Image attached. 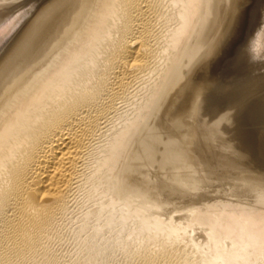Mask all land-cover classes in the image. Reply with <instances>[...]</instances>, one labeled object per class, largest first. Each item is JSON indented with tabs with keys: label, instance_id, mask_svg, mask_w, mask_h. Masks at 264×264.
Listing matches in <instances>:
<instances>
[{
	"label": "bare ground",
	"instance_id": "obj_1",
	"mask_svg": "<svg viewBox=\"0 0 264 264\" xmlns=\"http://www.w3.org/2000/svg\"><path fill=\"white\" fill-rule=\"evenodd\" d=\"M201 3L202 0H86L81 16L1 92L0 264L35 257L45 234L69 207L75 190L101 168L105 169L101 181L109 183L108 191L120 200L142 202L147 197L142 186L150 188L151 200L160 199L159 186H150V179L140 174L141 153L150 163L158 158L142 152L140 129L176 62ZM142 85H146L147 92L139 97L141 100L138 98V103L135 97ZM125 99L135 101L131 102L136 106L132 117L126 109L119 113V103ZM113 115L121 119L120 128L109 134L106 145L101 141L97 145ZM136 125L140 128L133 137L131 130L135 132ZM126 126L130 129L123 131ZM96 149L100 155L95 160ZM91 159L95 160L92 170L88 166ZM160 160L163 167L173 164ZM182 168L189 170L179 169ZM239 183H244L238 182L242 190L256 189L254 203L246 198L248 202L240 200L233 205L210 204L191 216L207 233V264H264V192L252 181L247 187ZM159 218L144 215L137 220L135 232L144 231L154 237L151 248H165L157 257L148 252L142 264H170L168 256L183 234L184 229L174 222L157 223Z\"/></svg>",
	"mask_w": 264,
	"mask_h": 264
},
{
	"label": "water",
	"instance_id": "obj_2",
	"mask_svg": "<svg viewBox=\"0 0 264 264\" xmlns=\"http://www.w3.org/2000/svg\"><path fill=\"white\" fill-rule=\"evenodd\" d=\"M86 0H0V94ZM140 129L142 152L264 192V0H202ZM45 33L33 47L31 36Z\"/></svg>",
	"mask_w": 264,
	"mask_h": 264
},
{
	"label": "rangeland",
	"instance_id": "obj_3",
	"mask_svg": "<svg viewBox=\"0 0 264 264\" xmlns=\"http://www.w3.org/2000/svg\"><path fill=\"white\" fill-rule=\"evenodd\" d=\"M146 85H142V87L144 86V88H138V93L135 97L136 99L134 98L135 100H137L139 97L141 98V96L145 94V92H147V87H145ZM139 99L137 100L138 103L141 100ZM132 101L131 99H125V101H121L119 103V113L121 112V110L122 112H124L123 110L126 109L125 111H129L128 114H131L130 116L132 117V115L135 113L134 110L136 107L134 103H131ZM113 118L115 119L113 120ZM141 120L143 119H140V122L138 123L139 125H141V123L143 122ZM109 121H107L109 123H106L107 125L110 124L111 127L108 125L104 127L105 129H102V131L104 130V132L107 131V135H102L100 137V139L102 140L99 139L97 145H101V142L102 144L106 145V141L108 142L107 139H109L111 132L113 133L118 128H120L122 123L121 119H119L118 116L116 117L114 115L112 116V118L110 116ZM139 125H136V129H134L135 132L131 130L133 137H137V129L140 128ZM125 129L127 130L130 128L123 127V131H125ZM115 147L116 146H113L114 149H112L115 150ZM96 152L97 149L94 152L95 155L93 157V159L95 160L96 157L100 155L99 152ZM144 160H146V157L144 153H141L138 162L140 164H143V167L140 170V174L145 177L147 176L146 178L150 179L151 182L147 181L149 182L150 186L153 183L154 185L159 186L158 194L161 195H159V200H155L157 204L152 205L148 201H145L148 197L150 198H148L147 200L152 199V193H150L151 191L149 187L142 186L144 188L143 189L141 186H139V180L137 182V185L142 188V193H144L145 190L147 191L144 193L145 195H147L146 199L144 197V200L142 199V202L139 201V203L141 202V204L136 203V200L131 199H128L124 202V200H120L121 198H119L118 196L110 194V192L108 191L110 190V184L101 181V175H103L102 173H104L105 171L104 168H101L99 170L100 172L98 171L96 174H94V177H89L91 178V180L87 179L88 181L90 180L89 182L87 180H83L82 183L84 185L81 184V187L79 186V188H77L78 190H75L71 198L69 207L65 209L66 211L63 213V215L59 216L58 220L49 230L50 232L48 231V233L45 234L46 236L43 237L42 247L39 250V253L36 254L35 257H30L24 259L23 261H18V263L16 264H142V261L144 262L146 260L145 258L148 252L157 257L159 256V254L164 253V250L161 249H165L162 246H159L161 247L160 249H156L157 247L151 248V246H153L152 244L154 243L155 238L151 236L149 237V235L145 234L144 231H140L141 233L135 232V228L139 225V223L137 224V220L139 222L144 215H153L157 216V218L160 217L157 223L174 222L176 227L178 226L184 229L182 230L183 234H181L179 240L177 239V241L174 243V249H172L171 255L168 256V262H171L170 264H207V259L209 258V256L207 252L205 253L206 250L204 248H207L206 242L208 236L207 233L203 231V227L199 225L197 221L192 219V214L194 213V211L206 208L207 205L210 204H223L224 202L225 204H229L231 202V204L233 205V203L235 202H248L249 198V202L254 203L255 200L253 199L256 197V193L254 194L253 191L257 192L256 189L254 187L250 189L244 188V190L238 188V182L244 183L247 187L251 183L248 178L230 180L229 182L222 183L218 180H213L206 176L197 175L183 168V170H181L179 169L180 167L174 164L163 167L161 160L158 158H154V160H151V163L150 161L148 162V160ZM94 161H92L91 159V162L93 163L89 162L88 166L91 164L95 166ZM91 166H89L90 168L86 167V171L88 168L92 170L93 166ZM174 167H176V169ZM89 169L88 171H90ZM239 184L245 186L244 184ZM251 185L252 183L249 186ZM139 189L138 191H140ZM247 192H249L250 195ZM241 194L245 198H242ZM109 197H111L110 199L112 200H110ZM115 197L119 199V202L121 204H117L118 200ZM109 201H112V203H110ZM155 202L153 201V203ZM122 203H124V205ZM130 203L133 207L130 205ZM127 206H129L130 208H127ZM144 207L145 209L148 208L147 210L149 211H146ZM132 209L136 213H134ZM144 211L145 213H150L145 214ZM188 211L190 213H188ZM135 214H137L138 216ZM166 215H168L169 219ZM186 215L190 217H183ZM163 216H166V219ZM174 216L176 218H174ZM162 217L164 219H161ZM175 220L177 222H175ZM180 223L184 224V228ZM186 223L189 226H187ZM122 226H125V228H122ZM185 230H188L190 233L188 231L186 232ZM203 232L206 234L202 235L201 233ZM192 238H195L196 240ZM199 239L201 240L199 241ZM190 240L192 241V243ZM201 244H203V246ZM150 248L153 250H151ZM205 254L207 256V259ZM260 263L261 262L259 261L256 262V264Z\"/></svg>",
	"mask_w": 264,
	"mask_h": 264
},
{
	"label": "snow or ice",
	"instance_id": "obj_4",
	"mask_svg": "<svg viewBox=\"0 0 264 264\" xmlns=\"http://www.w3.org/2000/svg\"><path fill=\"white\" fill-rule=\"evenodd\" d=\"M45 38V33L43 31H38L34 33L30 38V43L33 47L38 46Z\"/></svg>",
	"mask_w": 264,
	"mask_h": 264
}]
</instances>
